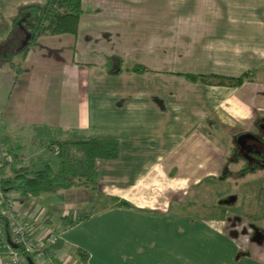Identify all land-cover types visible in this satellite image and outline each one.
I'll list each match as a JSON object with an SVG mask.
<instances>
[{
    "label": "crops",
    "instance_id": "crops-1",
    "mask_svg": "<svg viewBox=\"0 0 264 264\" xmlns=\"http://www.w3.org/2000/svg\"><path fill=\"white\" fill-rule=\"evenodd\" d=\"M126 65L146 72L112 71ZM21 68L0 62V146L23 166L49 161L50 140L118 141L117 158L96 163L95 191L8 195L33 238H57L33 264H264L249 229H264V177L240 197L230 189L264 166L228 144L264 123V0H82L76 36L39 37ZM246 73L239 87L185 77Z\"/></svg>",
    "mask_w": 264,
    "mask_h": 264
},
{
    "label": "trees",
    "instance_id": "trees-1",
    "mask_svg": "<svg viewBox=\"0 0 264 264\" xmlns=\"http://www.w3.org/2000/svg\"><path fill=\"white\" fill-rule=\"evenodd\" d=\"M82 0H45L42 5H31L22 8L13 19L10 28L0 29V62L20 73L21 65L29 50L41 36L72 35L76 36L81 14ZM4 34L5 39L1 40ZM19 41V43H18ZM21 41V42H20ZM14 43L20 45L16 49ZM15 59H19L15 61ZM114 59L107 58L105 66L110 69ZM15 61V62H14ZM118 61V60H117ZM18 62V63H16ZM119 62V61H118ZM114 73L123 71L144 73L140 66L126 65L124 68L112 70ZM111 72V71H110ZM252 73H246L238 78L221 77L217 75H185L192 82H202L211 86L239 87L251 80ZM49 154L56 159V165L50 161L42 164L38 170L23 166L17 157L16 149H5L10 160L4 161L0 167V251L2 256L7 254L1 247L4 243L11 245L10 221L6 212L11 210L8 195L16 193L22 199L36 198L40 195H55L71 188L97 189L98 173L96 163L100 160H115L118 155V141L116 140H50L45 144ZM6 169L8 174H6ZM247 170V168H246ZM127 206L125 202L117 203ZM90 215L60 219V230L65 231L72 226L87 220ZM17 254L33 264L36 254H27L21 245H12ZM46 254V253H45ZM80 260L85 263L87 254L77 251ZM51 264H61L51 260Z\"/></svg>",
    "mask_w": 264,
    "mask_h": 264
},
{
    "label": "rangeland",
    "instance_id": "rangeland-1",
    "mask_svg": "<svg viewBox=\"0 0 264 264\" xmlns=\"http://www.w3.org/2000/svg\"><path fill=\"white\" fill-rule=\"evenodd\" d=\"M25 1L26 0H21V1H18V2L17 1H11L9 3H6V2L2 3V1H0L1 2V4H0V29H4L5 27H8V26L10 28V25H11L13 19L18 14L19 6H22V4L24 6H26V5H31V4L40 5V4L43 3V0H33L31 3H27V4H25ZM5 37L6 36H4V34H3L2 37H1L2 38L1 40L5 39ZM18 43H19V41H18ZM19 46H21V43H20V45H17L16 43H14V45H13V47L15 49L17 47L19 48ZM18 60L19 59H15V61H18ZM16 63H18V62H16ZM255 132H256V134L258 136H261V132L259 130H256ZM228 144L231 146L230 149H234L235 148V144L234 143L231 144V143L228 142ZM48 158H49L48 160L51 162L52 165H56V159L54 158V156L52 154L48 153ZM242 163H244V162H242ZM231 166H233V165L230 164V167ZM239 166H240V164L237 165V166L231 167V169H233L235 171L236 169H238ZM40 168H41L40 164H38L37 166L34 165V166L31 167V169H33V170H38ZM257 170H259V171H257ZM261 171L264 172V170H262L260 168H257L256 166L253 165L252 166V170L250 171V174L248 175V177L244 178L241 182H239L238 187L232 181L230 182V184H231L230 189L232 190V192H235V194H238V196L240 197L241 196V192H240V189H241L240 187L241 186L242 187H244V186L247 187L249 185L251 187V186L260 185L259 183L263 181V177H264V174ZM6 174H8V170L7 169H6ZM222 194H224V193H222ZM12 195H13V198L10 197L11 198L10 202L12 204H15V202H17V200L22 199L16 193H12ZM59 195H60V197L63 198L62 201L65 200V202H69L71 200V198L69 196H67L65 192H62ZM257 200L258 199H254V198L249 197V201H248L249 203H248L246 209L249 207L250 210L254 209L255 212H256L257 207H258V203H259V201L257 202ZM217 202H218V200H217ZM248 212H251V211L248 210ZM249 229L253 232V236L254 237L264 238V229L261 228L260 226L255 225L253 223H249Z\"/></svg>",
    "mask_w": 264,
    "mask_h": 264
},
{
    "label": "built area",
    "instance_id": "built-area-1",
    "mask_svg": "<svg viewBox=\"0 0 264 264\" xmlns=\"http://www.w3.org/2000/svg\"><path fill=\"white\" fill-rule=\"evenodd\" d=\"M10 158L6 156L5 149L0 146V167L4 161H9ZM0 201H3V197L0 193ZM6 216L10 221L11 229V245L4 243L1 247L7 254L10 264H27L26 260L19 256L12 245H21L27 254H36V256H45L46 249L49 245L56 241V236L51 234H41L37 238L32 237L31 229L27 223L22 222L18 219L17 214L13 210H9ZM1 224H0V235H1ZM0 256L2 252L0 251Z\"/></svg>",
    "mask_w": 264,
    "mask_h": 264
},
{
    "label": "flooded vegetation",
    "instance_id": "flooded-vegetation-1",
    "mask_svg": "<svg viewBox=\"0 0 264 264\" xmlns=\"http://www.w3.org/2000/svg\"><path fill=\"white\" fill-rule=\"evenodd\" d=\"M260 126L261 124L258 125L261 136L256 134L253 139L242 141V143H238L236 140L234 143V155L247 166L252 163H259L264 166V130L260 129Z\"/></svg>",
    "mask_w": 264,
    "mask_h": 264
},
{
    "label": "water",
    "instance_id": "water-1",
    "mask_svg": "<svg viewBox=\"0 0 264 264\" xmlns=\"http://www.w3.org/2000/svg\"><path fill=\"white\" fill-rule=\"evenodd\" d=\"M260 129L264 130V124H261ZM254 137L252 135H248V136H240L237 139L238 143H242V141H246V140H250L253 139Z\"/></svg>",
    "mask_w": 264,
    "mask_h": 264
}]
</instances>
